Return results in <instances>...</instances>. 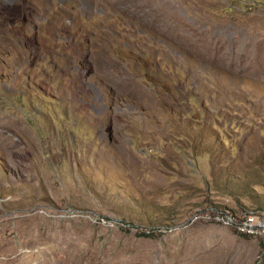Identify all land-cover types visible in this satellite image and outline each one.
Here are the masks:
<instances>
[{
	"label": "rangeland",
	"instance_id": "rangeland-1",
	"mask_svg": "<svg viewBox=\"0 0 264 264\" xmlns=\"http://www.w3.org/2000/svg\"><path fill=\"white\" fill-rule=\"evenodd\" d=\"M252 209L264 0H0V264H264Z\"/></svg>",
	"mask_w": 264,
	"mask_h": 264
},
{
	"label": "built area",
	"instance_id": "built-area-1",
	"mask_svg": "<svg viewBox=\"0 0 264 264\" xmlns=\"http://www.w3.org/2000/svg\"><path fill=\"white\" fill-rule=\"evenodd\" d=\"M208 219L229 225L241 234L256 238L264 246V209H252L240 214L225 211L209 215Z\"/></svg>",
	"mask_w": 264,
	"mask_h": 264
},
{
	"label": "trees",
	"instance_id": "trees-1",
	"mask_svg": "<svg viewBox=\"0 0 264 264\" xmlns=\"http://www.w3.org/2000/svg\"><path fill=\"white\" fill-rule=\"evenodd\" d=\"M244 235V234H243ZM247 236V235H246Z\"/></svg>",
	"mask_w": 264,
	"mask_h": 264
}]
</instances>
